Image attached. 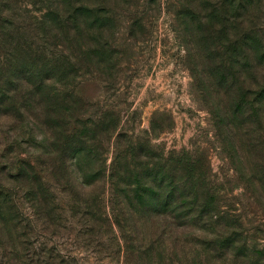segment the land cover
Masks as SVG:
<instances>
[{
	"label": "rangeland",
	"instance_id": "obj_1",
	"mask_svg": "<svg viewBox=\"0 0 264 264\" xmlns=\"http://www.w3.org/2000/svg\"><path fill=\"white\" fill-rule=\"evenodd\" d=\"M64 1L69 9L79 6L75 39L65 37L56 48L63 64L65 57L76 63L77 74L67 72L63 82L74 83L77 95L44 125L29 121L20 130L12 118L0 117V129L21 152L0 154V167L9 166L0 179L25 220L35 223L37 205L30 203L28 179L13 175L18 157L46 169L63 155L57 177L39 175L67 219L61 218L59 233L40 229L36 244L46 242L76 264H241L236 252L210 245L232 214L219 226H185L150 214L142 203L134 210L121 196L109 198L104 179L124 176L128 162L156 160L160 149L175 151L169 175L204 179L220 208L236 211L248 243L264 246V0ZM31 2L0 0L14 42L35 34ZM81 5L97 12L84 14ZM9 42L0 39V47ZM66 131L76 134L81 153L67 143L56 152ZM102 160L105 174L98 169ZM98 193L113 227L78 224L68 210Z\"/></svg>",
	"mask_w": 264,
	"mask_h": 264
},
{
	"label": "trees",
	"instance_id": "obj_2",
	"mask_svg": "<svg viewBox=\"0 0 264 264\" xmlns=\"http://www.w3.org/2000/svg\"><path fill=\"white\" fill-rule=\"evenodd\" d=\"M31 3L35 5L34 13L31 14L35 34L29 40H10L12 31L8 27L10 28L11 23L0 17V39L10 41L8 47H0L4 56V59L0 58V117L12 118L16 123L15 128L20 130L25 129L29 121L46 124L48 114L57 113L65 101L68 102L77 95L74 83L69 85L63 82V75L67 72L77 74L78 69L74 68L76 63L65 57L71 67L70 70H65L67 62L63 64V53L56 47L64 42L62 39L65 37L75 39L74 23L79 14V6L72 5L69 9L71 5L64 0H32ZM81 6L80 12L84 14L95 15L97 12L93 7ZM53 45L55 50L50 48ZM241 101L243 103V99ZM30 117L32 120H29ZM58 124L59 118H56V126ZM75 136L72 131L64 132V139L56 144V152L61 151V146L67 143L70 150L74 148L77 154L81 153L80 143ZM19 145V142L12 140L10 135L7 137L5 131L0 129L1 156H10V152L14 151L17 157L21 154ZM88 153H93V149L90 148ZM174 153L175 151L168 155L160 149L153 155V152L147 151L146 156L153 155L156 160L135 162L136 164L128 162L129 166L122 170L125 172L124 176L120 178V175L116 177L111 174L104 179V184L107 182L111 189L112 195L109 198L118 199L121 196L133 204L134 210L142 203L150 214L156 212L165 219L166 216L171 217L170 221L176 220L185 226H219L220 219L223 222L228 214H232L230 221H225L220 226L222 231L216 232V237L210 244L211 249L220 250L222 254L234 251L240 256L241 264H259L262 260L260 264H264V246L260 247L257 242L248 243L247 230L237 226L236 211H223L220 208L218 195L213 194L209 186H205L208 182H204V179L169 175L172 169L169 164L172 163ZM62 156L60 154L58 159H53L46 169L36 168L26 158L18 157L19 166L15 167L18 171L13 175L28 179L30 203L35 208L37 205L35 223L23 218L13 200L11 187L0 179V264H76L75 261L66 259L59 249L48 247L46 242L39 240L36 244L40 229L59 233V228L63 226L61 218L67 219L66 209L55 203V195L39 175L41 172L57 177L60 166L56 161L62 159ZM8 167H0V174ZM98 169H101L99 173L105 174L106 164L103 160L98 163ZM100 192L103 194L104 191ZM101 193L80 197L69 206L68 210L75 222H83L87 226L105 223L113 227L115 220L103 209L104 198ZM36 235L37 239L33 240ZM148 242L151 248L155 247L152 238ZM157 243L158 247L160 240Z\"/></svg>",
	"mask_w": 264,
	"mask_h": 264
}]
</instances>
